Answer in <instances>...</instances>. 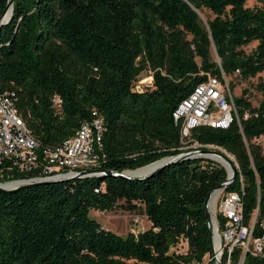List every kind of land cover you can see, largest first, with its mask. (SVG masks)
<instances>
[{"label":"trees","instance_id":"1","mask_svg":"<svg viewBox=\"0 0 264 264\" xmlns=\"http://www.w3.org/2000/svg\"><path fill=\"white\" fill-rule=\"evenodd\" d=\"M249 1L15 0L0 30V93L40 150L72 138L94 111L106 132L95 174L0 192V264H213L206 205L228 180L221 164L185 160L145 179L121 177L209 146L239 166L226 192H241L243 178L246 223L257 210L264 220V151L255 143L264 137V80L257 107L249 90L233 96L239 121L229 129L192 131L187 143L198 149L185 148L173 117L209 77L264 73V8ZM9 2L0 0V16ZM144 74L152 87L139 92ZM117 209L142 212L150 228L121 237L91 216ZM245 264L264 263L247 255Z\"/></svg>","mask_w":264,"mask_h":264},{"label":"built area","instance_id":"2","mask_svg":"<svg viewBox=\"0 0 264 264\" xmlns=\"http://www.w3.org/2000/svg\"><path fill=\"white\" fill-rule=\"evenodd\" d=\"M60 103L57 98L56 104ZM173 117L181 127L184 145L199 127L229 129L239 117L226 77L224 81L209 77L182 101ZM105 132L104 118L94 111L92 120L84 123L72 138L52 149L40 150L13 99L0 93V186L14 188L39 181H59L96 171ZM210 148L226 152L218 147ZM237 167L239 171L238 164ZM241 186V192L215 193L210 203L215 243L209 262L213 264H245L247 255L264 263V220H259L257 210L246 223L243 178ZM257 231L262 234L257 236ZM238 249L241 255L236 261Z\"/></svg>","mask_w":264,"mask_h":264},{"label":"rangeland","instance_id":"3","mask_svg":"<svg viewBox=\"0 0 264 264\" xmlns=\"http://www.w3.org/2000/svg\"><path fill=\"white\" fill-rule=\"evenodd\" d=\"M248 6L249 7L258 6L264 8V0L260 2H257L256 0H250ZM202 16L205 19L213 18V16L206 10L203 12ZM256 45L257 44L255 43L251 45L249 48H247L246 49L247 52H251L256 47ZM260 78L264 80V73L260 74L255 79L249 80L248 82H243L238 76L226 77V81L230 87L231 85L232 86L234 85L235 89L232 92L234 97H240L244 90H249L250 92L249 99L253 104V106L257 107L262 99L261 94L255 90V87L258 84ZM152 82H153L152 77L147 76V74H144L141 77V81H139L137 84L138 91L142 92L147 89H150L152 87ZM255 143L259 145L261 149L264 151V137L255 140ZM194 146H197V144H194L190 147L188 143L185 144L186 149L193 148ZM206 149H211V148L209 146ZM228 156L235 161V159L232 156H230L229 154ZM216 160L219 161L218 159ZM91 216L94 219H96L106 230L111 231L121 237H125L129 233L138 235L140 232H143L150 228V223L142 212H127L121 209H117L111 212H99L96 210H92Z\"/></svg>","mask_w":264,"mask_h":264},{"label":"water","instance_id":"4","mask_svg":"<svg viewBox=\"0 0 264 264\" xmlns=\"http://www.w3.org/2000/svg\"><path fill=\"white\" fill-rule=\"evenodd\" d=\"M14 2L15 0H10L5 12L0 16V30L2 29L3 26L7 25L9 23V21L12 19V15H13V10H14ZM10 11V18L6 20V15L7 13ZM201 15V14H200ZM202 17V15H201ZM203 18V17H202ZM199 146H194L193 148H197ZM211 156H219L221 158H223L225 161H227L231 167V170H232V174H230L228 168H226L222 163L214 160L213 158H211ZM196 159H206V160H211V161H214V162H218L220 163L227 171V174H228V180L227 182H225L224 184L220 185L218 188H216L209 196L208 198V201H207V205H206V208H207V216H208V219H209V227H210V230L212 232V236H213V243H215V239H214V224H213V219H212V216H211V212H210V203L213 199V196L215 193H218L220 191H223V190H227L229 186H231L237 176H238V167H237V164L236 162L230 158L228 156V154H226L225 152L219 150V149H198V150H194V151H191V152H188V153H183V154H180L176 157H171V158H167V159H163V160H160L158 162H155L153 164H157V167L155 168V170L145 176V177H133V176H129L128 174L126 175H123L121 177L123 178H126V179H137V180H141V179H145L149 176H151L152 174H154L155 172L159 171L160 169L164 168L165 166H168L170 164H173V163H176L178 161H185V160H196ZM151 164V165H153ZM149 165V166H151ZM148 167V166H146ZM144 167V168H146ZM144 168H141V169H144ZM139 169V170H141ZM138 171V170H136ZM136 171H133V172H136ZM96 171H93V172H87V173H84V174H81L79 176H76L74 178H80V177H84L83 175H91V174H95ZM130 173V172H129ZM67 179H72V178H67ZM49 182H54V181H39V182H33V183H27V184H23V185H19L17 187H14V188H5V187H1L0 186V192L1 193H5V192H14V191H17L23 187H26V186H30V185H33V184H43V183H49Z\"/></svg>","mask_w":264,"mask_h":264},{"label":"bare ground","instance_id":"5","mask_svg":"<svg viewBox=\"0 0 264 264\" xmlns=\"http://www.w3.org/2000/svg\"><path fill=\"white\" fill-rule=\"evenodd\" d=\"M10 15L11 14L9 11L6 15V20L10 18ZM211 158H213L214 160L218 159L219 160L218 162L222 163L226 168H228L230 174H232L231 167L227 161H225L223 158H221L219 156H211ZM156 167H157V164H154V165L148 166L144 169L138 170L136 172L128 173V175L133 176V177H136V176L137 177H145V176L151 174L155 170Z\"/></svg>","mask_w":264,"mask_h":264}]
</instances>
